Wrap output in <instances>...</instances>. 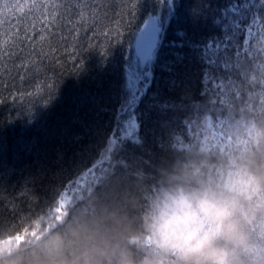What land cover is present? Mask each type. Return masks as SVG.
I'll return each mask as SVG.
<instances>
[{
	"label": "trees",
	"instance_id": "obj_1",
	"mask_svg": "<svg viewBox=\"0 0 264 264\" xmlns=\"http://www.w3.org/2000/svg\"><path fill=\"white\" fill-rule=\"evenodd\" d=\"M132 2L106 0L100 31L108 36L95 35L90 47L84 39L83 52L69 38L19 73L13 64L25 63L26 54L0 66V219L10 222H0V236L27 227L36 235L26 245L39 241L91 214L90 200L122 202L126 186L146 204L158 187L155 168L170 167L181 155L179 137L190 141L206 113L221 143L247 139L242 116L264 122V113L240 112L250 95L253 109L264 101V30L246 36L254 20L264 21V0H137L134 19L130 7L118 14ZM152 17L160 41L133 98L127 69ZM222 49L229 54L220 64ZM130 121L134 132L126 137ZM137 170L151 174L139 187L129 176ZM61 197L72 203L58 217Z\"/></svg>",
	"mask_w": 264,
	"mask_h": 264
},
{
	"label": "clouds",
	"instance_id": "obj_2",
	"mask_svg": "<svg viewBox=\"0 0 264 264\" xmlns=\"http://www.w3.org/2000/svg\"><path fill=\"white\" fill-rule=\"evenodd\" d=\"M255 100L240 112L264 113ZM238 123L247 139L221 143L206 113L170 167L155 168L146 204L126 186L122 202L90 200L91 214L39 241L0 236V264H264V122ZM129 176L137 187L151 178Z\"/></svg>",
	"mask_w": 264,
	"mask_h": 264
},
{
	"label": "snow or ice",
	"instance_id": "obj_3",
	"mask_svg": "<svg viewBox=\"0 0 264 264\" xmlns=\"http://www.w3.org/2000/svg\"><path fill=\"white\" fill-rule=\"evenodd\" d=\"M136 4L137 0H133L130 6L124 5L118 14L123 15L130 7V14L134 19ZM109 7L111 5L107 4L106 0H75V2L73 0L67 2L65 0H13V2L0 0V66L6 67L9 60L18 58L22 53L26 54L25 63L13 64V68L19 73L28 62L34 64L36 56L46 58L51 52L58 51L53 45L67 44L69 38L73 42V50L75 51L79 44V51L83 52L84 39L89 41L90 47L95 35H104L107 38L108 32H101L100 27L106 26ZM74 16L78 18L74 19ZM253 29L264 30V21L254 20L246 36L250 37ZM82 30L83 37L80 35ZM113 30L118 31V27ZM89 32H93V36L90 37ZM233 50L238 51L236 47ZM220 51L223 58H218L217 62L221 64L227 61L229 51L227 49ZM51 87H55V84ZM87 174L91 175L92 172ZM97 179L98 177L94 176L91 184L96 183ZM69 203L72 202L61 197L59 206L54 209L58 217L64 215ZM18 211L15 207L12 209L15 214H18ZM0 222L10 223L6 219H0ZM29 234L36 235L25 227L17 232L16 240H24Z\"/></svg>",
	"mask_w": 264,
	"mask_h": 264
},
{
	"label": "rangeland",
	"instance_id": "obj_4",
	"mask_svg": "<svg viewBox=\"0 0 264 264\" xmlns=\"http://www.w3.org/2000/svg\"><path fill=\"white\" fill-rule=\"evenodd\" d=\"M160 35L161 28L158 19L152 17L138 36L139 39L136 42L133 65L127 69L128 89L131 91L133 98L140 96V82L144 80V75L148 72L146 67L147 64L149 65L150 57L159 44ZM128 125L126 137H132L135 122L130 121Z\"/></svg>",
	"mask_w": 264,
	"mask_h": 264
}]
</instances>
